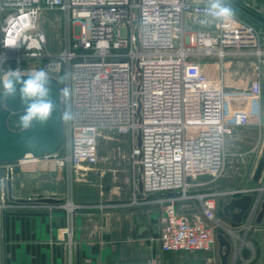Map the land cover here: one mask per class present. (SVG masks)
<instances>
[{
  "label": "built area",
  "instance_id": "2783aa9c",
  "mask_svg": "<svg viewBox=\"0 0 264 264\" xmlns=\"http://www.w3.org/2000/svg\"><path fill=\"white\" fill-rule=\"evenodd\" d=\"M200 0H0V77L7 69L44 68L69 91L62 97L64 141L43 161L65 172L68 185L59 202L9 201L5 184L14 162L4 169L0 209L63 210L62 227L72 257L77 215L112 208L161 207L160 243L165 251L213 249L217 228L247 234L258 205L243 226L228 227L217 215L221 197L241 196L252 188L212 187L225 166L226 136L233 125L250 122L247 113L228 114L222 75L212 76L202 60L215 57L264 58L260 29L233 11L214 29L186 34L187 13L208 17ZM62 17V46L48 47L40 25L43 12ZM5 47V40L17 41ZM14 112L13 128L20 129ZM260 114V113H258ZM261 124V117L256 121ZM103 131L127 135L137 169L129 200L77 202L73 187L80 170L98 162ZM140 139V140H139ZM11 173V175H9ZM197 205L185 210L186 205Z\"/></svg>",
  "mask_w": 264,
  "mask_h": 264
},
{
  "label": "crops",
  "instance_id": "0c3cea01",
  "mask_svg": "<svg viewBox=\"0 0 264 264\" xmlns=\"http://www.w3.org/2000/svg\"><path fill=\"white\" fill-rule=\"evenodd\" d=\"M243 8L264 22V11L259 15ZM214 27L215 21L209 17L187 13L184 19L186 34ZM260 30L263 32L264 47V31ZM202 62L210 75H222L228 102L232 101L235 108L231 112L229 110L228 114L233 116L235 113L244 112L250 120L243 125H233L232 134L228 133L226 139H229L227 143L231 150L249 160L252 184L218 187L215 183L212 187L225 190L263 185L264 173L259 181L254 180V173L264 147V58L258 61L254 56L228 57L219 65L215 57H208ZM259 117L261 124L252 122ZM5 174L6 171L0 169V198ZM103 177L104 175L101 178L100 191L94 184L76 182L73 187L75 201L115 202L130 199L125 197L116 200L109 195L103 197L102 192L111 193V190L103 189ZM9 180L12 181V194L15 198L31 197L36 201L55 203L62 200L68 189L64 171L52 165H39L31 160L15 161L12 178ZM9 180L5 184L6 199L15 201L9 195ZM249 193L254 199L259 195L258 189ZM263 197L264 191L260 197L258 212ZM44 198H53L56 201L41 200ZM231 198L224 196L218 200L217 215L228 227L243 226L247 222L250 209L241 223H235L231 215L224 212V206ZM196 206L188 203L185 210L198 208ZM234 211L239 209L235 208ZM160 213L161 207L159 209L148 206L81 211L77 215V232L70 257L62 231L65 223L63 210L0 209V264H221L218 240L213 249L208 251L163 250L159 238ZM257 216L258 213L247 234L243 229L235 235L228 229L217 228V233L223 232L233 243L230 264H235L238 259H242L241 264H264V217L261 222H257ZM244 247L250 250L247 258L242 255Z\"/></svg>",
  "mask_w": 264,
  "mask_h": 264
},
{
  "label": "water",
  "instance_id": "95a60500",
  "mask_svg": "<svg viewBox=\"0 0 264 264\" xmlns=\"http://www.w3.org/2000/svg\"><path fill=\"white\" fill-rule=\"evenodd\" d=\"M229 7L236 13L256 25L264 31V22L258 17L245 10L232 0H225ZM49 88L50 98L57 105V110L53 112L51 119L44 126L36 123L27 131L15 129L11 126L10 120L14 112L23 110L19 94L15 98H0V162L11 163L25 160L28 156L33 158H43L59 152L64 141L65 120L61 118L63 112L62 97L60 90L62 88L60 80L54 75H50ZM59 81V82H58ZM140 140V139H139ZM264 173V147L263 155L258 161L254 173V180L259 181ZM11 175V173H9ZM112 172H107L102 179V187L106 191L112 188ZM252 190L258 189L259 195L254 199L251 193H245L241 196L232 197L224 206V212L231 215L235 223H241L245 213L252 207L257 206L260 197L264 191V183L260 186L251 187ZM9 195L12 200L25 201L24 198H15L12 194V181L8 182ZM43 201H56L53 198H44ZM238 208L239 211H234ZM264 217V197L261 201L260 210L257 216V222H261ZM219 245V255L221 264H230V255L234 249L232 241L223 232L217 233ZM242 255L244 258L250 256V250L243 248ZM242 259H238L235 264H241Z\"/></svg>",
  "mask_w": 264,
  "mask_h": 264
},
{
  "label": "rangeland",
  "instance_id": "374dc122",
  "mask_svg": "<svg viewBox=\"0 0 264 264\" xmlns=\"http://www.w3.org/2000/svg\"><path fill=\"white\" fill-rule=\"evenodd\" d=\"M208 1V0H200ZM241 6L247 8L255 14H261L264 11V0H233ZM40 25L48 35V47L52 51H58L62 46V17L61 13L56 10H47L42 13ZM260 42L262 44V31L260 30ZM263 45V44H262ZM232 101L229 103L230 112L235 109ZM234 112H232L233 114ZM231 132V131H230ZM229 132V133H230ZM232 132L228 135H231ZM227 137V136H226ZM229 139H226V157L225 166L222 175L214 181L218 187L242 185L245 183L252 184L249 160L244 156L236 154L228 145ZM132 144L129 137L119 135L112 131H103L99 138L98 162L87 167L85 170H80L76 175V182L94 184L99 191L101 189V178L106 172H112V189L111 193L102 192L103 197L109 195L112 199H121L131 197L133 191V176L137 173L136 167L131 159ZM246 161V162H245ZM38 164L45 165L43 161ZM88 189L86 186L84 187ZM108 197V198H109ZM117 200V199H116Z\"/></svg>",
  "mask_w": 264,
  "mask_h": 264
},
{
  "label": "clouds",
  "instance_id": "9594fccd",
  "mask_svg": "<svg viewBox=\"0 0 264 264\" xmlns=\"http://www.w3.org/2000/svg\"><path fill=\"white\" fill-rule=\"evenodd\" d=\"M206 12L214 21H228L234 15L225 0H208ZM18 41L5 40V47H15ZM49 78L44 68L25 70L19 67L7 69L4 76L0 77V98H15L18 93L24 105L18 115V125L22 131L31 129L36 123L46 125L57 110V105L50 98ZM68 95V89L61 88L60 98L67 99ZM61 118L67 120L71 116L64 112Z\"/></svg>",
  "mask_w": 264,
  "mask_h": 264
},
{
  "label": "trees",
  "instance_id": "16d2710c",
  "mask_svg": "<svg viewBox=\"0 0 264 264\" xmlns=\"http://www.w3.org/2000/svg\"><path fill=\"white\" fill-rule=\"evenodd\" d=\"M233 1V0H232ZM234 2V1H233ZM236 3V2H235ZM10 124L13 126V122L12 121H10Z\"/></svg>",
  "mask_w": 264,
  "mask_h": 264
}]
</instances>
